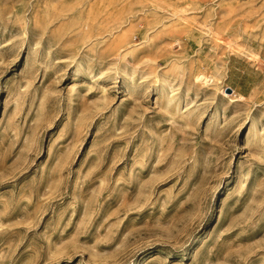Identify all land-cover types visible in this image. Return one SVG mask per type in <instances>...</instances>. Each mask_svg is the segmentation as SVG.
<instances>
[{
  "label": "rangeland",
  "instance_id": "obj_1",
  "mask_svg": "<svg viewBox=\"0 0 264 264\" xmlns=\"http://www.w3.org/2000/svg\"><path fill=\"white\" fill-rule=\"evenodd\" d=\"M0 264H264V0H0Z\"/></svg>",
  "mask_w": 264,
  "mask_h": 264
},
{
  "label": "water",
  "instance_id": "obj_2",
  "mask_svg": "<svg viewBox=\"0 0 264 264\" xmlns=\"http://www.w3.org/2000/svg\"><path fill=\"white\" fill-rule=\"evenodd\" d=\"M226 90L229 91V88H227Z\"/></svg>",
  "mask_w": 264,
  "mask_h": 264
},
{
  "label": "bare ground",
  "instance_id": "obj_3",
  "mask_svg": "<svg viewBox=\"0 0 264 264\" xmlns=\"http://www.w3.org/2000/svg\"><path fill=\"white\" fill-rule=\"evenodd\" d=\"M240 96V95H239Z\"/></svg>",
  "mask_w": 264,
  "mask_h": 264
}]
</instances>
